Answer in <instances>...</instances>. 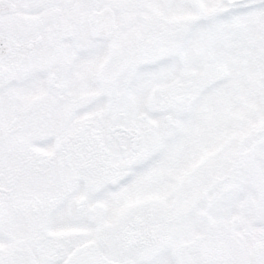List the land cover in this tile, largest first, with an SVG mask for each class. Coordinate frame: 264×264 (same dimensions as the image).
<instances>
[{
	"label": "snow or ice",
	"instance_id": "obj_1",
	"mask_svg": "<svg viewBox=\"0 0 264 264\" xmlns=\"http://www.w3.org/2000/svg\"><path fill=\"white\" fill-rule=\"evenodd\" d=\"M0 264H264V0H0Z\"/></svg>",
	"mask_w": 264,
	"mask_h": 264
}]
</instances>
